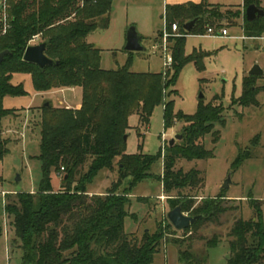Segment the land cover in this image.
<instances>
[{
    "label": "trees",
    "instance_id": "trees-1",
    "mask_svg": "<svg viewBox=\"0 0 264 264\" xmlns=\"http://www.w3.org/2000/svg\"><path fill=\"white\" fill-rule=\"evenodd\" d=\"M242 1L241 6L207 0L166 4L165 27L169 29L172 23H178L179 35L170 36L172 64L160 72H135L130 69L131 56L116 69L102 68L101 50L87 41L97 28H107L112 0H5L6 21L0 20V51L7 49L9 54L0 64V163L8 152L1 122L15 113V109L3 106V100L6 96L27 94L22 83H12L15 74L29 75L36 92L80 89L77 108L56 106L51 101L39 107L40 142L39 154L35 156L41 162L38 190L17 192L12 200L5 196L4 212L14 232L12 245L20 251V264H152L167 239V230H177L168 220L164 228L158 223L155 231L144 230L141 237L136 231L124 230L130 188L149 177L160 181L170 209L180 205L188 215H201L182 230L189 233L184 240H172L179 245L177 264H207V249L216 246L220 237L197 236V230L206 223H217L225 209L212 198H201L196 204L198 194L184 190L200 188L204 177L195 168L187 172L175 170V164L179 158L190 161L213 157V150L205 148L202 141L210 134L213 144L217 142L220 131L215 124L224 125V108L220 102L199 101L194 114L175 112L172 95L177 90L173 86L188 61H193L199 70L203 67L201 60L205 54L194 50L185 55L186 35H203L208 27L221 28L224 22L237 26L239 20L244 37L264 34V16L252 21L245 18V8L250 4L259 7V0ZM194 19V25L186 31L183 25ZM35 35L46 43L44 54L53 60L43 68L23 60L24 50ZM259 77H243L241 96L236 100L239 106L259 104V89L255 85ZM160 104L164 129L182 122V138L172 145L168 141L156 155L125 153L128 117L137 114L140 123L147 125ZM250 157V151H239L231 167L238 168ZM159 160L161 173H152ZM114 163L116 181L103 194H89L86 185L101 169L114 171ZM85 166L87 170L81 174ZM51 170L61 174L58 190L52 187ZM76 176L79 178L75 179ZM124 180L126 185L118 191ZM137 200L145 202L146 198ZM253 203L255 218L239 217L229 229L226 264H264V221L258 202ZM193 240L204 241L203 253L191 251ZM185 241L188 244L182 248Z\"/></svg>",
    "mask_w": 264,
    "mask_h": 264
},
{
    "label": "rangeland",
    "instance_id": "rangeland-1",
    "mask_svg": "<svg viewBox=\"0 0 264 264\" xmlns=\"http://www.w3.org/2000/svg\"><path fill=\"white\" fill-rule=\"evenodd\" d=\"M130 6L136 9L129 8ZM4 7L5 0H1L0 16L3 15ZM127 13L137 22L131 25L135 26L137 31L140 29L145 35H153L157 30L164 29V18L160 17L163 15L162 0H112L107 26L109 29L106 33L110 39L116 38ZM0 20L2 21V18ZM240 22L241 20L238 21L237 26H230L224 22L222 27L227 28L228 31L226 36L206 33L188 35L185 39L184 53L189 55L196 50L199 55L205 54L201 60L203 67L199 70L193 61H188L181 67L173 86L177 90V94L172 95L175 112L194 114L199 101L204 104L211 101L220 102L224 108V125L221 127L220 124H215V129L220 131L217 142L213 144L210 134L205 135L202 141L205 148L213 150V157L190 161L179 158L175 164V170L181 169L187 172L195 168L204 177V184L200 188L184 190L198 194L196 204L201 198H212L225 209V212L219 215L217 223H206L197 230V236L220 237L216 246L207 249V264H226L229 255L227 237L229 229L239 217L245 220L255 218L254 201L258 202L257 206L264 221V75L255 80V85L259 89L257 106L241 107L236 101L241 96L243 77L248 75L252 65L258 64L264 69V41L244 39ZM104 30L97 28L89 35H102L105 34ZM39 42L38 38L32 44ZM167 42L172 56L170 37L167 38ZM141 44L144 50L132 52L130 55L132 59L130 69L135 72H160L164 69L163 55L158 51L151 52L150 42L145 36ZM125 54L127 53L123 50L116 53H102L101 67L116 69L122 66L125 63ZM12 83H22L27 94L6 96L3 100V106L15 109V113L1 122V135L8 141L6 145L8 152L0 163V264H20L21 261L19 249L12 245L14 232L4 212V201L5 196L10 200L14 199L17 192L38 190L41 162L35 156L39 154L40 142L39 107L43 102L51 101L56 106L77 108V103L80 102L77 93L78 90L80 91L79 88H61L65 89V95L68 97L65 99L61 97L62 93H57L62 102L57 101L58 96L55 94L45 97L41 102L32 88L29 75L15 74ZM200 93L202 98L199 97ZM37 103L38 106H31ZM183 124L175 122L171 127L164 129L161 104L154 108L147 125L140 123L137 114H131L128 117L125 153L156 155L162 145H167L175 134L181 133ZM175 142L177 143L178 140ZM246 150L252 153V157L245 159L238 168L233 169L232 162L238 152ZM116 169L115 163L114 171L101 169L86 185V190L90 194H103L116 181ZM86 170L87 166L81 169V174ZM151 171L155 174L161 173V160L152 167ZM227 178H229L228 187L223 188ZM60 183L61 174L51 170L53 188L58 190ZM126 183L127 180H124L118 191H121ZM138 197H145L146 201H138ZM129 198L130 204L127 207L129 215L124 219L125 232L136 231L141 237L144 230L155 231L158 223L164 228L167 221L166 212L170 208L166 196L162 194L159 180L149 177L134 184L130 188ZM167 234V239L163 241L159 252L154 255L152 264H177L179 245L172 240H184L189 233L184 234L183 231L173 233L169 229ZM186 244L187 241L182 243V248H185ZM190 245L194 253L205 251L204 241L193 240Z\"/></svg>",
    "mask_w": 264,
    "mask_h": 264
},
{
    "label": "water",
    "instance_id": "water-1",
    "mask_svg": "<svg viewBox=\"0 0 264 264\" xmlns=\"http://www.w3.org/2000/svg\"><path fill=\"white\" fill-rule=\"evenodd\" d=\"M264 16V10L254 4H250L245 8V18L248 21H252L257 17ZM195 19L191 20L183 25V28L186 31H189L191 27L195 23ZM46 43L45 42H39L36 44H29L23 53V60L27 62L34 63L38 65L40 68H43L47 65H50L53 63V60L48 58L44 54ZM123 49L125 51L130 52H139L144 50V47L142 46L140 42V36L135 28V26L131 25L127 28L125 32V43L123 46ZM9 54V50L4 49L0 51V64L4 60V57ZM263 74V70L260 68L258 64L252 65V67L248 71V75L253 76H261ZM200 98H202V94L199 95ZM182 138V134H175L173 138L169 140V145H172L175 140H180ZM124 139H126V135L124 136ZM18 179V177H17ZM229 183V178L224 182L223 188H227ZM201 215H188L184 212H182L180 205L175 206L174 208L169 209L166 212V218L169 221V223L173 226L174 229L177 231H182L193 223H195Z\"/></svg>",
    "mask_w": 264,
    "mask_h": 264
},
{
    "label": "crops",
    "instance_id": "crops-1",
    "mask_svg": "<svg viewBox=\"0 0 264 264\" xmlns=\"http://www.w3.org/2000/svg\"><path fill=\"white\" fill-rule=\"evenodd\" d=\"M188 1H192V2H200L201 0H162V6H163V15L160 16V17H163L164 18V9H165V6L166 4H179V3H185V2H188ZM209 3H217V4H222L224 6H241L242 5V0H207ZM112 5V3H111ZM128 7V6H127ZM259 7L264 9V0H259ZM129 8H134L136 9L134 6H130ZM111 14V8H110V12H109V16ZM127 17L125 18L124 22L120 25L119 27V31H118V34L116 36L115 39H110V37L107 36V31H108V27L105 28L104 30V33L105 34H99L97 36H94V35H89L87 37V41L90 42L91 44H93L94 46L98 47L100 50H101V55L102 53L104 52H114L116 53V51H121L123 50L126 55V59L128 58V56L131 55L132 52L130 51H125L123 49V46H124V43H125V32H126V28L131 25V24H134L137 22L134 21V19H132V15H126ZM241 23V22H240ZM138 27V26H137ZM136 28V27H135ZM164 28H165V18H164ZM241 28V27H240ZM164 29H160V30H157V32L153 35H145V33L141 32L140 29L137 31L139 36H140V42L142 41V39L144 38V36L149 40L150 44L153 42L154 38L159 35L160 32H162ZM242 30V29H241ZM188 35H195V34H188ZM186 35V37L188 36ZM204 35V34H203ZM107 37H108V41H107ZM242 37L244 39H255V40H259V41H264V34L259 36V37H244L243 33H242ZM107 42H109L107 44ZM96 44L100 45V46H97ZM102 46V47H101ZM238 48H240V46L238 45ZM125 59V61H126ZM100 65H101V59H100ZM262 69V68H261ZM263 70V74L261 76L264 75V69ZM71 91V90H70ZM69 91V92H70ZM36 94H38L39 98L41 99V102L44 100L45 97L49 96V95H52V94H55L56 96L57 93H62L61 94V97L63 98H68L66 95H65V89H61V90H51V91H46V92H36ZM78 93V96H80V91L78 90L77 91ZM57 98V101L58 102H62L61 99H60V96L56 97ZM80 98V97H79ZM78 102V101H77ZM79 103H77V107H79ZM39 103L37 104H34V105H31V106H38ZM30 107V106H28ZM53 187V186H52ZM54 189V188H53ZM54 190H57V189H54ZM90 194V192H89Z\"/></svg>",
    "mask_w": 264,
    "mask_h": 264
},
{
    "label": "built area",
    "instance_id": "built-area-1",
    "mask_svg": "<svg viewBox=\"0 0 264 264\" xmlns=\"http://www.w3.org/2000/svg\"><path fill=\"white\" fill-rule=\"evenodd\" d=\"M2 21L4 23L6 21L4 14L2 16ZM4 29H5V27H4ZM206 34L207 35H223V36H226L228 34V31H227V28H224V27L216 28V27L212 26V27L207 28ZM172 35H179L177 22L172 23L170 25L169 29H167L165 27L164 30L161 32L160 36L158 37V40L153 41L150 44L151 52H157L158 51L163 55V57H164L163 66H165V68H169L172 64V56L170 55L169 48H168V42H167V38L172 36ZM37 39H38V35L33 36L30 39L29 44H32ZM61 169H63V168H61Z\"/></svg>",
    "mask_w": 264,
    "mask_h": 264
}]
</instances>
